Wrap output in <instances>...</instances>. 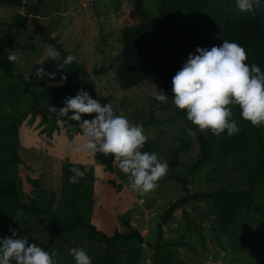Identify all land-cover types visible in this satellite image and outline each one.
<instances>
[{
  "label": "rangeland",
  "instance_id": "obj_1",
  "mask_svg": "<svg viewBox=\"0 0 264 264\" xmlns=\"http://www.w3.org/2000/svg\"><path fill=\"white\" fill-rule=\"evenodd\" d=\"M20 6L0 4V38L11 28L15 62L14 89L4 86L0 94V166L9 176L16 172L19 201L0 196V237H9L10 228L48 250L53 237L51 217H38L22 205L48 207L54 198L55 209L65 221L74 212L88 218L98 230L112 236L139 232L136 239L119 243L113 250L112 264H152L155 245H168L178 264H255L264 257V179L255 193L256 203L239 215L226 231L216 221V208L210 198L189 201L179 208L163 227L161 219L169 205L181 198V184L168 176L151 193L141 196L126 187L127 176L112 164L111 157L100 153H78L85 142L79 122L52 112L42 93L66 80V70L49 59L43 35L62 43L83 64L87 74L77 84V92L87 91L102 105L113 101L135 124H142L152 152L171 163L179 147L184 123L174 118L171 99L156 101L152 93L163 90L160 78H154L131 90L120 89L116 70L121 63L120 35L135 22L129 19L134 0H20ZM144 9L153 18L160 16L158 0H143ZM60 66V67H59ZM43 69L45 75H36ZM104 69L103 75L93 71ZM54 74V75H49ZM92 115L82 119L91 120ZM19 122L18 126L12 128ZM189 149L180 154L175 173L187 178L190 195L211 193L216 189L245 187V160L238 153H227L199 170L188 173L200 154L192 137ZM85 172L77 183H70L69 169ZM187 243L190 248L180 246ZM84 248L93 264H105L100 240L90 242L83 230L58 235L55 246L57 264H74L72 248ZM139 261H136V257Z\"/></svg>",
  "mask_w": 264,
  "mask_h": 264
},
{
  "label": "trees",
  "instance_id": "obj_2",
  "mask_svg": "<svg viewBox=\"0 0 264 264\" xmlns=\"http://www.w3.org/2000/svg\"><path fill=\"white\" fill-rule=\"evenodd\" d=\"M160 16L152 17L144 9L143 0H134L129 19L135 22L122 30L120 42L122 47L121 63L116 70V79L120 89L131 90L141 84L160 78L163 91L172 97V78L183 66L189 54L195 53L197 47L210 49L220 46L223 40L234 41L243 46L247 53V63L258 64L264 70V3L255 6V13L241 12L237 9L235 0H158ZM0 4L20 6V0H0ZM47 47L53 46L60 55L58 64L66 70V80L62 85H55L43 91L42 96L48 98V104L53 111L64 106L65 98L77 94V84L81 77L87 74L83 64L74 60L71 64H63V59L69 54L62 43L43 35ZM13 49L11 28L0 38V94L5 85L14 89L15 63L7 60V49ZM104 69L93 71L95 75H103ZM240 132L232 137L225 134L214 136L197 132L194 136L186 134V128L194 127L182 110L174 107V118L184 123L182 136L178 137L179 147L168 166V176L181 184L183 196L172 202L165 211L159 224L158 239L163 240V227L168 224L174 213L189 201L212 199L216 208V221L220 229L228 230L243 212H248L256 203L255 193L258 185L264 179V127L255 128L249 122L240 118L239 108H233ZM19 122L12 125L18 126ZM195 130V129H194ZM194 137L200 154L191 165L188 173L199 170L227 153H238L245 160V187L237 190L219 188L211 193L190 195L187 178H181L175 170L180 154L189 149L190 139ZM144 151L152 152V143L147 140ZM15 169L9 176L8 170L0 166V196L19 201L18 185L15 179ZM55 200L48 207L36 204L22 205V208L38 217H51L53 220V237L49 241L48 250L55 246L58 235L72 234L83 230L90 242L100 240L104 246L105 264H112L113 250L121 242H143L139 232L122 234L115 232L107 235L86 217L74 212V219L65 221L55 209ZM180 246L190 248L187 243ZM139 261V257H136ZM93 264V260H92ZM152 264H178L174 253L166 243L155 245ZM255 264H264V257Z\"/></svg>",
  "mask_w": 264,
  "mask_h": 264
},
{
  "label": "clouds",
  "instance_id": "obj_3",
  "mask_svg": "<svg viewBox=\"0 0 264 264\" xmlns=\"http://www.w3.org/2000/svg\"><path fill=\"white\" fill-rule=\"evenodd\" d=\"M262 3L264 0H235L239 11L252 14L255 6ZM6 51L9 62H18L13 49ZM47 55L56 61L60 53L50 45ZM75 59L68 54L63 64H71ZM247 59L245 48L234 41L223 40L220 46L210 49L197 47L173 76L172 97L163 90L153 92L152 96L160 103L171 99L172 105L184 112L187 121L194 126L186 128L188 136L197 132H211L214 136L226 133L228 137L238 134L240 127L233 115L234 107L239 108L241 119L255 128L264 127V70L256 63L248 64ZM36 75L42 78L44 70L39 69ZM53 111L57 114V123H62L61 117L79 122L85 142L75 151L111 157L113 166L127 176L126 187L131 191L147 195L167 175V161L159 159L155 152L143 150L148 139L143 125L130 122L114 107L113 101L102 105L81 89L75 96L66 97L59 111L56 108ZM92 114L95 115L91 120L82 119L83 115ZM69 171L72 173L68 177L70 183H77L85 175L78 167ZM9 231L11 236L0 237V264H57L55 252L30 242L15 229ZM70 254L74 264H92L84 248L74 247Z\"/></svg>",
  "mask_w": 264,
  "mask_h": 264
},
{
  "label": "built area",
  "instance_id": "obj_4",
  "mask_svg": "<svg viewBox=\"0 0 264 264\" xmlns=\"http://www.w3.org/2000/svg\"><path fill=\"white\" fill-rule=\"evenodd\" d=\"M88 3H89V0H85V2L83 3V6L87 7Z\"/></svg>",
  "mask_w": 264,
  "mask_h": 264
},
{
  "label": "water",
  "instance_id": "obj_5",
  "mask_svg": "<svg viewBox=\"0 0 264 264\" xmlns=\"http://www.w3.org/2000/svg\"><path fill=\"white\" fill-rule=\"evenodd\" d=\"M95 7H97V3H96V0H95Z\"/></svg>",
  "mask_w": 264,
  "mask_h": 264
}]
</instances>
